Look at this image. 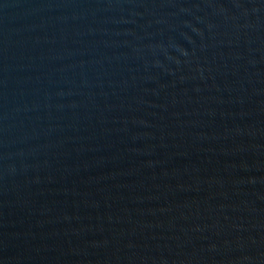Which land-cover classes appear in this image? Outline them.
<instances>
[{"label":"water","instance_id":"95a60500","mask_svg":"<svg viewBox=\"0 0 264 264\" xmlns=\"http://www.w3.org/2000/svg\"><path fill=\"white\" fill-rule=\"evenodd\" d=\"M0 264H264V0H0Z\"/></svg>","mask_w":264,"mask_h":264}]
</instances>
